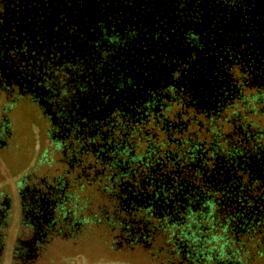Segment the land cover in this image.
Masks as SVG:
<instances>
[{
	"label": "flooded vegetation",
	"instance_id": "1",
	"mask_svg": "<svg viewBox=\"0 0 264 264\" xmlns=\"http://www.w3.org/2000/svg\"><path fill=\"white\" fill-rule=\"evenodd\" d=\"M22 110L49 139L0 190L12 264L93 230L240 264L264 232V0H0V151Z\"/></svg>",
	"mask_w": 264,
	"mask_h": 264
},
{
	"label": "rangeland",
	"instance_id": "2",
	"mask_svg": "<svg viewBox=\"0 0 264 264\" xmlns=\"http://www.w3.org/2000/svg\"><path fill=\"white\" fill-rule=\"evenodd\" d=\"M15 122V149L8 153L0 151V190L3 188L5 191L11 189L12 182L24 165H31V161L44 152L49 139L44 133L43 122L26 111L18 113ZM12 225L14 227V223ZM13 232L14 228L11 229ZM102 234V231L93 230L90 238L79 242H57L44 264H162L161 260L152 259L150 253L141 247L133 250L110 247L108 239H102ZM7 254L5 252L0 256V264H12Z\"/></svg>",
	"mask_w": 264,
	"mask_h": 264
},
{
	"label": "trees",
	"instance_id": "3",
	"mask_svg": "<svg viewBox=\"0 0 264 264\" xmlns=\"http://www.w3.org/2000/svg\"><path fill=\"white\" fill-rule=\"evenodd\" d=\"M248 239L242 240L245 243L242 250L244 260L240 264H264V232L257 231L254 237L250 236ZM166 264L171 262L168 261Z\"/></svg>",
	"mask_w": 264,
	"mask_h": 264
}]
</instances>
